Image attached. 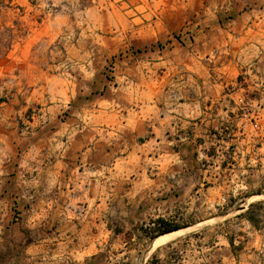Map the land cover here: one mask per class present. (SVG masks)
<instances>
[{"label": "crops", "instance_id": "1", "mask_svg": "<svg viewBox=\"0 0 264 264\" xmlns=\"http://www.w3.org/2000/svg\"><path fill=\"white\" fill-rule=\"evenodd\" d=\"M210 29V63L171 56L189 72L156 102L0 120V264H264V22Z\"/></svg>", "mask_w": 264, "mask_h": 264}, {"label": "rangeland", "instance_id": "2", "mask_svg": "<svg viewBox=\"0 0 264 264\" xmlns=\"http://www.w3.org/2000/svg\"><path fill=\"white\" fill-rule=\"evenodd\" d=\"M240 11L264 22V0H0V120H32L56 104L58 120L77 118L86 104L87 120L94 104L122 112L142 98L156 102L162 76L171 84L189 72L168 59L201 53L198 60L210 63L206 34ZM245 113H253L250 104ZM263 115L256 130L262 146ZM253 210L255 220L264 215V206Z\"/></svg>", "mask_w": 264, "mask_h": 264}, {"label": "trees", "instance_id": "3", "mask_svg": "<svg viewBox=\"0 0 264 264\" xmlns=\"http://www.w3.org/2000/svg\"><path fill=\"white\" fill-rule=\"evenodd\" d=\"M11 46V42H9L8 44L5 45V51H7ZM222 214V213H220ZM248 218L250 220H253L255 218L254 214L252 215H249ZM180 228L179 226H173V225H170V224H167L166 222L164 221H160L159 222V227L155 230V233L152 237L156 236V235H160V234H164V233H168L170 231H173V230H176Z\"/></svg>", "mask_w": 264, "mask_h": 264}, {"label": "bare ground", "instance_id": "4", "mask_svg": "<svg viewBox=\"0 0 264 264\" xmlns=\"http://www.w3.org/2000/svg\"><path fill=\"white\" fill-rule=\"evenodd\" d=\"M214 219H215V218H214ZM181 233H182V232H181ZM174 235H176V234H173V233L171 232L169 235L163 237V239L166 238V237L174 236ZM161 238H162V237H161ZM160 240H161V239H157V240H155L154 244H157L158 242H160ZM161 241H162V240H161Z\"/></svg>", "mask_w": 264, "mask_h": 264}, {"label": "water", "instance_id": "5", "mask_svg": "<svg viewBox=\"0 0 264 264\" xmlns=\"http://www.w3.org/2000/svg\"><path fill=\"white\" fill-rule=\"evenodd\" d=\"M243 208V207H242Z\"/></svg>", "mask_w": 264, "mask_h": 264}]
</instances>
